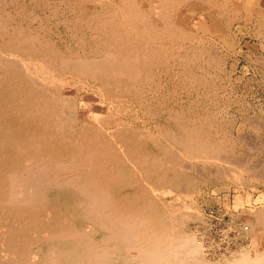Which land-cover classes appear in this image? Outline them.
Listing matches in <instances>:
<instances>
[{"label":"bare ground","instance_id":"6f19581e","mask_svg":"<svg viewBox=\"0 0 264 264\" xmlns=\"http://www.w3.org/2000/svg\"><path fill=\"white\" fill-rule=\"evenodd\" d=\"M61 2L79 12L64 20L69 30L128 35L125 52L103 60L59 52L42 34L59 22ZM243 18L264 41V0H0V264H264L263 205L228 225L246 242L229 253L209 257L201 236L185 230L203 218L179 199L195 197L201 179L238 188L246 171L264 181V167L241 164L212 112L169 109L173 129H158L162 141L117 122L101 104L87 122L73 99L75 80L85 79L99 84L104 99L127 109L134 103L154 117L164 112L162 100L152 108L164 71L171 95L194 94L211 107V80L223 63L202 43L233 45L231 24ZM191 162L213 170L200 178ZM170 195L176 200L163 201Z\"/></svg>","mask_w":264,"mask_h":264},{"label":"rangeland","instance_id":"374dc122","mask_svg":"<svg viewBox=\"0 0 264 264\" xmlns=\"http://www.w3.org/2000/svg\"><path fill=\"white\" fill-rule=\"evenodd\" d=\"M63 5L65 6V8ZM58 6H59L58 14L60 15V16L58 15V18L60 19L59 22H57V24L54 23L53 25H51V27L52 26L55 27V28L53 27L51 28L54 30L46 31L42 35L44 37L47 36L46 38L48 39L51 38L50 40L55 42L56 47H58L56 49L59 52H61L63 55L67 54L69 56L72 53L80 55L84 51L83 52L84 55L81 54V56H84L87 59L103 60V59L110 58L113 55L115 56L116 54L124 53L125 50L127 49L128 39L130 36L123 35L124 36L123 38L122 36L113 35L114 34L113 30L103 31L102 29H98L99 32L97 30H93V31H88V30L79 31L77 29L69 30V28L67 27L68 24L64 22V20L68 18L69 15H70L69 18H71L72 16H76V15L78 16L79 12L78 10L76 11V9L70 10L69 9L70 7L68 6L66 2H61L58 4ZM66 6L68 8H66ZM243 19L235 20L231 24V32L229 35V40L231 41L233 45L229 46L219 41L218 42L216 41L214 44V42L210 40H207V41L205 40L202 43V45L212 46L213 48H210V49L218 53L217 56L221 58L220 63H223L220 65L223 67H220L217 70L218 71L217 74L213 73V71L211 72L210 71L211 69L208 67L209 72H211L212 75L215 74V77L212 78L211 83L213 84V82H215L216 85L213 84L212 86L213 88L215 87L214 89H216V93H217L215 95L216 97H214L216 102L215 104L211 105V107H207L203 105L202 103L197 102L195 99L196 96L194 94L188 95V94L179 92L177 94V97L174 96V94L171 95V93L174 90H173V86L170 84L171 81L168 78L169 73L162 71L161 76H160L161 77L160 86L162 85V87H159L157 89L159 91H157L158 92L157 95L155 94L156 98L155 100H153V103L155 105L153 104L154 106L152 108L156 106L157 101L160 102L162 100L164 112L158 111L154 117L152 115H151L152 117H150L147 115L145 110L142 111V108L138 105H135L134 103L127 105L128 109L125 108L124 106L120 107L118 103H116L114 100L109 101V100L104 99L103 93L98 83L95 84L89 80L79 79V80H75V84L77 85L78 83V85H77V89L74 91L75 97L73 98L74 104L76 106V110L79 116H83L84 119L87 120V122L90 121L91 113L94 109V106H96L97 104H101L105 110H110L111 113L115 114L116 118H118L116 119L117 122L123 120L124 122L123 121L122 122L124 124L127 123L129 127L131 126L130 128H133V130H140L144 135L146 132H147L146 134H148V132L153 133L154 135H156V137L160 138V140L164 141L163 139H161L162 136L158 135V129L160 130V127L161 128L163 127L165 129L167 128V130H169L168 129L169 127L173 129L172 124L169 123V120H167L166 118L167 111L169 109H173V110L179 109L180 111L185 109L184 110L185 114L189 116L199 115L201 111L204 112V111H207L208 109V111L212 112L214 117L216 116L215 119L218 124L217 125L218 131L220 130L224 133L226 132L228 138L231 141L233 139L234 140L233 142L236 143V152L240 155V160L243 162L241 164L245 167L247 164L248 165L247 167L253 168L251 170H255V169L257 170L258 168H261L260 166L264 167V75H263L264 74V65H263L264 64V41L256 37L257 33L255 32L257 30L255 28L256 27L255 22L253 20L251 21L250 19L249 20H245V19L243 20ZM102 34L103 36H101ZM79 36H80V39H79ZM120 37L123 39L122 40L124 43L123 45H122L121 39H119ZM115 39H116V43H115ZM101 41H103L104 43ZM84 43L86 44V46ZM117 43L119 44L116 45ZM125 44H127L126 47H125ZM187 45L188 44H186V46ZM117 46L119 47L117 48ZM73 47H75L76 50ZM82 47L84 48V50L82 49ZM106 50H109V51H106ZM96 54L98 57L96 56ZM107 54L108 56H106ZM256 60L257 62L261 60L262 65L261 64L258 65L259 63H261V61L257 63ZM254 61L257 64V66L254 63ZM262 70H263V73H262ZM66 77L64 76V79L66 78L65 80L71 81V77L69 78L68 75ZM216 77H218V79H216ZM244 83L246 85H244ZM96 88L98 89V91L96 90ZM85 90L86 92H84ZM170 90H173V91H170ZM62 92L63 94H66L67 89H63ZM77 92H79V94H77ZM87 97L91 98L90 106L85 107L83 103L85 101V98ZM170 99L172 100L173 103L171 102ZM238 101L241 103H239ZM187 103H188V107L186 106ZM192 109H193V112H192ZM127 118L129 120H127ZM246 119H248L249 122ZM117 124L113 125L114 127L109 126V128L107 127V129L109 130L116 129L115 127H117ZM223 166L225 167L227 166V164ZM190 169L194 174H197L200 178H203L204 173L208 174L210 171L213 170V165H211L209 162L208 163L207 162L206 163L191 162ZM243 173H244L243 174L244 177L242 176L243 177L242 180L244 179L245 183L243 184L245 185L242 187L237 188V187H234L233 185L224 186L225 185L224 182H221V181L218 182L217 180H214L213 178H210L207 180L201 179L199 184L197 185L199 189L197 188L198 193L195 195V197L188 198L187 200L179 199L185 206H190V204L193 203V205L196 206L195 207L196 211H198V214L200 215V217L203 218L202 222H197V221L189 222L185 227L186 229L185 228L184 229L191 233H196V234L198 233L199 236L202 237V238L201 237L199 238V241L201 240L200 242L202 243L203 247H205L203 248L205 250V254H208V256L214 252L215 254L218 253L217 255L229 253L230 251H233L235 247L237 246L246 245V242L245 241L243 242L242 238L238 237L239 232H237L235 229L233 230L230 229L228 225L232 224L233 222L234 223L236 222V224L240 222H246V220L244 219H246V216L250 214V212L254 213V211H257L258 209H260L262 205L264 206V201H263L264 181L256 179L252 172L249 173V172L244 171ZM248 176L251 179H248ZM240 196L243 198L242 200ZM163 199L161 200L169 202V201L176 200V196L170 195ZM235 205H237V208L235 207ZM241 205L242 207H239ZM213 246L216 251L214 250V248L212 249ZM208 256L207 257L205 256V258H208ZM209 260L213 261V259H209Z\"/></svg>","mask_w":264,"mask_h":264}]
</instances>
